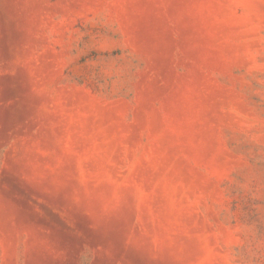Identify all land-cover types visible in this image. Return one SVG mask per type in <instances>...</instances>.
<instances>
[{
    "label": "rangeland",
    "instance_id": "374dc122",
    "mask_svg": "<svg viewBox=\"0 0 264 264\" xmlns=\"http://www.w3.org/2000/svg\"><path fill=\"white\" fill-rule=\"evenodd\" d=\"M0 264H264V0H0Z\"/></svg>",
    "mask_w": 264,
    "mask_h": 264
}]
</instances>
